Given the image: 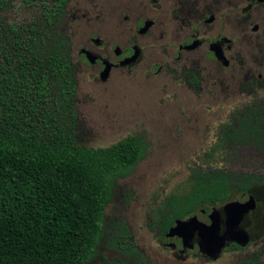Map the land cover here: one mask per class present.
<instances>
[{
	"label": "trees",
	"instance_id": "trees-1",
	"mask_svg": "<svg viewBox=\"0 0 264 264\" xmlns=\"http://www.w3.org/2000/svg\"><path fill=\"white\" fill-rule=\"evenodd\" d=\"M70 1L21 0L33 15L11 21L5 13L14 0H0V264H89L117 181L147 153L138 135L106 147L78 143L79 65L64 32ZM251 111L238 125L225 124L206 155L231 145L264 148V129L256 122L263 116ZM260 178L224 167L194 168L188 188L163 199L151 228L164 237L176 219L220 206ZM116 246L136 264H155L126 222ZM240 264L264 262L249 256Z\"/></svg>",
	"mask_w": 264,
	"mask_h": 264
},
{
	"label": "rangeland",
	"instance_id": "rangeland-1",
	"mask_svg": "<svg viewBox=\"0 0 264 264\" xmlns=\"http://www.w3.org/2000/svg\"><path fill=\"white\" fill-rule=\"evenodd\" d=\"M20 1L14 0L15 4L5 13L11 21L33 15ZM132 9L131 5L71 0L64 20V32L72 39L74 59L79 65L78 143L106 147L135 135L147 143L144 158L129 176L117 181L113 199L105 209L104 234L89 264H104L107 260L136 264L116 246L122 222H126L139 248L155 264H237L260 248L261 243L239 251L226 250L218 258H206L196 251L181 258L159 243L151 224L166 195L188 188L187 178L194 168L224 167L234 172L264 174V158L251 146L218 151L213 157L206 155L232 114L264 96V88L251 92L247 79L250 71L264 73V51L244 50L245 62L239 72L226 70L224 81L219 79L217 86L207 82L204 91L198 93L173 76L170 58L162 50H144L140 62L113 68L104 80L100 64L90 63L81 48L115 60L113 51L96 48L92 37L99 36L105 44L123 40L118 22ZM158 65L165 67L155 73Z\"/></svg>",
	"mask_w": 264,
	"mask_h": 264
},
{
	"label": "flooded vegetation",
	"instance_id": "flooded-vegetation-1",
	"mask_svg": "<svg viewBox=\"0 0 264 264\" xmlns=\"http://www.w3.org/2000/svg\"><path fill=\"white\" fill-rule=\"evenodd\" d=\"M90 1L96 4L131 5L133 7L132 13L124 14L121 21L118 22L123 40H116L112 43L106 42L105 44L99 36L92 37V42L96 45V48L112 50L116 58L115 60H109V57L96 55L97 58L93 64H100L101 74L106 66L105 61L112 63V71L116 67H128L140 62L144 57V50H162L170 58L169 65L173 76L178 80H182L191 90L198 93L204 91L207 82H210L211 86H217L219 79L224 81L222 79L227 75L226 70L231 69L233 73L239 72V66L245 62V56L242 54L244 50L264 51V0ZM82 50L91 49L81 48V53L87 59ZM136 50H140L139 58L131 64L122 65L121 62L131 57ZM240 55L243 57L242 60H240ZM261 58L264 60L263 54H261ZM164 67V65H158L155 73L162 72ZM232 67H236V69ZM250 72L247 74L249 85L253 88L250 91L256 92L257 88H264V73L255 74V72ZM250 108L255 111L247 114L263 116V119L256 122L264 129L263 96L259 99H253L252 102L246 103L244 108L235 111L231 120L221 126L220 132L225 124L234 122L235 125H238L237 119ZM219 139L220 133L215 145L218 144ZM244 146H251L252 150L264 158V148L262 146L257 143ZM244 146L231 145L228 149H231V151L238 150ZM255 174L264 177V174ZM255 182L256 185L251 189L245 192L236 191L233 197L227 201L245 203L247 201L245 195L251 196L253 208L241 224L249 231L251 239L247 245H240L235 241L228 242L219 256L226 250L239 251L248 245L261 243L260 248L255 249L238 261L237 264H240L249 256L258 257L264 262V178H260ZM227 202L220 206H212L211 210L201 209L199 211L200 218L211 221L212 211L214 209L221 210ZM221 219L223 221L226 219L223 212ZM221 227L223 232L226 229V224L222 223ZM154 232L163 247L172 249L181 258L195 251L196 254L203 257L215 258L203 253L200 237L197 234L192 240L193 247L187 248L184 246L181 237H168L167 233L164 237H159L156 231ZM237 246L239 247L234 250L233 248Z\"/></svg>",
	"mask_w": 264,
	"mask_h": 264
},
{
	"label": "water",
	"instance_id": "water-1",
	"mask_svg": "<svg viewBox=\"0 0 264 264\" xmlns=\"http://www.w3.org/2000/svg\"><path fill=\"white\" fill-rule=\"evenodd\" d=\"M90 62H95L96 55L89 50H82ZM140 56V50L126 59L121 64L128 65L135 62ZM106 66L102 71L101 77L106 80L110 74L112 63L105 61ZM247 201L245 203L230 201L227 202L222 209H214L210 215L211 221L202 220L199 213L190 216L188 219H176L167 232L168 237L178 236L184 241L187 248L193 247L192 240L197 234L200 237L201 250L209 257H218L224 246L228 242L235 241L240 245H247L251 236L249 231L241 226L246 215L253 208L250 195H245ZM205 210V209H204ZM222 212L226 215L225 221L221 219ZM226 224V229L222 232L221 224ZM172 245V244H170Z\"/></svg>",
	"mask_w": 264,
	"mask_h": 264
}]
</instances>
